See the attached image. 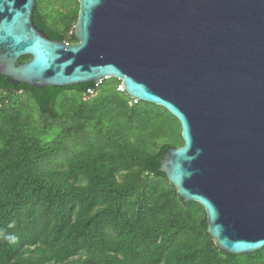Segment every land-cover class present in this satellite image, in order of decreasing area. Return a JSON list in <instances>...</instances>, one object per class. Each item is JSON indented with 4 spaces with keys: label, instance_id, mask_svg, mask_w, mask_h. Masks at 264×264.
Instances as JSON below:
<instances>
[{
    "label": "water",
    "instance_id": "obj_1",
    "mask_svg": "<svg viewBox=\"0 0 264 264\" xmlns=\"http://www.w3.org/2000/svg\"><path fill=\"white\" fill-rule=\"evenodd\" d=\"M77 2L67 43L34 24L36 0H0V74L38 88L115 78L165 108L183 145L160 171L222 251L264 247V0Z\"/></svg>",
    "mask_w": 264,
    "mask_h": 264
},
{
    "label": "trees",
    "instance_id": "obj_2",
    "mask_svg": "<svg viewBox=\"0 0 264 264\" xmlns=\"http://www.w3.org/2000/svg\"><path fill=\"white\" fill-rule=\"evenodd\" d=\"M73 2L36 0L34 24L76 42ZM120 83L38 88L0 74V264H264V247L232 255L214 243L204 208L160 171L183 145L179 121ZM65 90L78 96L57 107Z\"/></svg>",
    "mask_w": 264,
    "mask_h": 264
},
{
    "label": "rangeland",
    "instance_id": "obj_3",
    "mask_svg": "<svg viewBox=\"0 0 264 264\" xmlns=\"http://www.w3.org/2000/svg\"><path fill=\"white\" fill-rule=\"evenodd\" d=\"M73 0H60V2H55V0H41V4L44 7L50 8H58L65 11L66 9L70 10L73 5ZM55 6V7H54ZM118 86V85H117ZM78 96L77 91L75 90H65L59 97L56 106L57 107H64V104L70 101V99L75 98ZM61 160L55 161V164H59Z\"/></svg>",
    "mask_w": 264,
    "mask_h": 264
},
{
    "label": "clouds",
    "instance_id": "obj_4",
    "mask_svg": "<svg viewBox=\"0 0 264 264\" xmlns=\"http://www.w3.org/2000/svg\"><path fill=\"white\" fill-rule=\"evenodd\" d=\"M12 225L10 224L9 227H11ZM3 239H5L8 243H15L16 237L14 235L11 234H7L3 236Z\"/></svg>",
    "mask_w": 264,
    "mask_h": 264
},
{
    "label": "built area",
    "instance_id": "obj_5",
    "mask_svg": "<svg viewBox=\"0 0 264 264\" xmlns=\"http://www.w3.org/2000/svg\"><path fill=\"white\" fill-rule=\"evenodd\" d=\"M100 81H101V80H100ZM100 81H99V82H100ZM97 83H98V82H97ZM117 88H118L119 90H124V89H123V85H122V83L118 84ZM88 92L92 93L93 91L90 89V90H88ZM134 102H136V100H134Z\"/></svg>",
    "mask_w": 264,
    "mask_h": 264
}]
</instances>
